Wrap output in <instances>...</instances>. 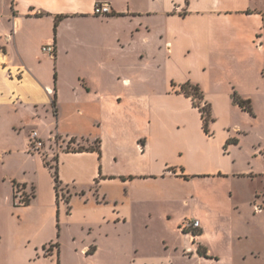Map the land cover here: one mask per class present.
I'll list each match as a JSON object with an SVG mask.
<instances>
[{
	"label": "crops",
	"instance_id": "crops-1",
	"mask_svg": "<svg viewBox=\"0 0 264 264\" xmlns=\"http://www.w3.org/2000/svg\"><path fill=\"white\" fill-rule=\"evenodd\" d=\"M263 148L264 0H0V264H264Z\"/></svg>",
	"mask_w": 264,
	"mask_h": 264
},
{
	"label": "built area",
	"instance_id": "built-area-1",
	"mask_svg": "<svg viewBox=\"0 0 264 264\" xmlns=\"http://www.w3.org/2000/svg\"><path fill=\"white\" fill-rule=\"evenodd\" d=\"M94 15L96 16H105V15H109L111 13V10H110V7L108 4L106 3H98L95 5L94 7V11H93ZM42 52L49 55V56H53L54 53H55V48L53 45H44L42 46L41 48ZM21 74V70H16L15 72V77H19V75ZM204 106V104H203ZM54 141H58L57 137L53 139ZM44 143L42 141V139L39 137L37 131L35 130H32L30 133H29V147H28V152L31 153V154H37V155H41L44 160L46 158L47 160V156H46V153L44 152ZM56 153H57V147H52L51 148V161L52 160H55L56 158ZM50 164V163H49ZM55 164V162H54ZM51 165V164H50ZM52 166V165H51ZM23 190L22 188L19 186V189L16 187L15 188V198H16V201L19 203V204H24L23 202H21L24 198V195H23ZM58 196L59 198L63 199L64 197V194L61 192V190H58ZM263 209V206L259 203H254L253 204V211L255 213H260ZM200 228V222L197 218H187V219H184L180 226H179V229L181 231H188V232H194L196 230H198Z\"/></svg>",
	"mask_w": 264,
	"mask_h": 264
},
{
	"label": "trees",
	"instance_id": "trees-1",
	"mask_svg": "<svg viewBox=\"0 0 264 264\" xmlns=\"http://www.w3.org/2000/svg\"><path fill=\"white\" fill-rule=\"evenodd\" d=\"M179 94L184 95L187 98H190L192 105L197 108L200 112V116L202 119V127L205 133H209V124L212 122V117L210 113V106L208 103L204 101L203 93L198 85L186 82L179 86V89L177 91ZM233 102L237 104L243 111L248 112L250 115H253L252 108L250 106V101L242 99L237 94H233L232 96ZM204 104V106H203ZM53 107H55V102L52 103ZM55 112V109H54ZM85 148L80 147L76 149V151H83ZM91 149V148H87ZM98 152H100L99 149H97ZM55 164L54 166H51L46 160H44V163L46 166H48L52 170L54 183H55V189L58 194V190H61L60 181L58 179V172H57V159L54 160ZM67 201V198L65 199ZM29 201H26L24 205H27ZM192 234L196 235L197 230L192 232ZM201 254V252H200Z\"/></svg>",
	"mask_w": 264,
	"mask_h": 264
},
{
	"label": "rangeland",
	"instance_id": "rangeland-1",
	"mask_svg": "<svg viewBox=\"0 0 264 264\" xmlns=\"http://www.w3.org/2000/svg\"><path fill=\"white\" fill-rule=\"evenodd\" d=\"M234 93L237 94L235 90H232L231 96H233ZM234 105H236V107L241 109L237 104L234 103ZM245 113H246L247 116H249L248 112L245 111ZM242 117L244 118L245 115H242L241 113H235V114L232 115V118H233L234 121H238ZM250 142H251V138L249 137V139H247L245 141V146L246 147H250ZM80 147H85V146L84 145H79V144L77 146L69 145L68 149H78ZM263 150H264V148H263ZM256 152H257V155L261 153V152H259V150H256ZM45 160H46V158H45ZM49 163L52 166H54V160H52ZM243 185H244L245 190H249V189L253 188V186H256V185L257 186H261V188H264V178L260 177L258 179H255L253 183H251L250 181H246L245 183H243ZM16 187L19 189V186L14 184V192H15V188ZM23 195H24V198L21 199L22 200L21 202L24 203L26 201H30V199L33 196V190H30L28 193L23 192ZM184 212H187V210H184ZM152 228H153V230H151V234L153 235V237H156L155 227L153 226ZM156 229H157V227H156ZM242 245L245 246V247H248V248H250V247H264V242L260 241L257 238H253V239H247L246 241H244L242 243ZM176 264H185V263L183 261H181V260H177ZM213 264H226V263L221 261V262H217V263H213Z\"/></svg>",
	"mask_w": 264,
	"mask_h": 264
}]
</instances>
